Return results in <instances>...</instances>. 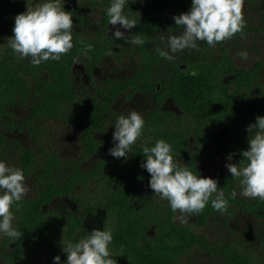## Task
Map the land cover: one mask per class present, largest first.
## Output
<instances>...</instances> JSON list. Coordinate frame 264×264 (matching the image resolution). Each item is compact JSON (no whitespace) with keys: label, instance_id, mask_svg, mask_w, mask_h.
I'll return each instance as SVG.
<instances>
[{"label":"trees","instance_id":"trees-1","mask_svg":"<svg viewBox=\"0 0 264 264\" xmlns=\"http://www.w3.org/2000/svg\"><path fill=\"white\" fill-rule=\"evenodd\" d=\"M255 1L258 0H245ZM110 4L111 0L99 3L102 16L95 35L72 31L73 48L59 61L48 60L33 66L30 58L18 59L8 45L0 54V116H13L18 103L27 104L31 115L37 119L61 120L80 127L83 146V157L65 159L42 144L37 128L32 129L36 137L34 146L21 145L20 140L9 139L0 129V144L9 141L16 146L13 166L22 169L25 178L32 177L38 184L35 193L25 196L19 207L13 205V227L22 235L13 241L0 234V254L6 264H31L27 254L40 250L48 255V264H54L53 257L57 255L60 264H66L62 244L79 242L90 234L83 218L93 206L86 205L81 213H65L45 209V205L56 196H69L74 202L82 203V190H86L92 180L101 181L106 177L95 204L111 219L109 229L113 241L109 249L113 258H119L117 264L175 263L184 252L196 248L216 253L223 264H264V254L258 255L234 240L216 241L204 231L210 220L222 216L227 224L237 210L264 219V201L240 195L238 180L215 164L219 153L233 154L238 163L242 159L241 151L248 148L247 126L254 123L257 116H264V61L250 68L240 67L234 63L225 42L215 48L203 42L201 60L192 71L184 72L178 65L165 83L163 79L153 82L154 66L169 61L157 52L160 48L157 31L170 23L169 18L185 8L190 9L191 0H143V3L129 0L123 14L137 20L138 24L125 38L130 40L132 35H140L145 40V44L136 45L138 67L134 78H108L102 85L94 84V91L79 90L74 78L75 64L81 62L92 81L95 68L112 51L110 44L114 37L108 32L106 15ZM20 12H11L7 17L11 34L14 17ZM249 30L246 24L243 34ZM81 41L93 45L87 54ZM157 83L162 86V95L170 96L183 114L164 113L159 109L148 111L143 117L141 135L147 138L146 142L141 145L138 138L127 159L113 157L108 150L115 143L107 132V125L129 113L117 112L112 102L126 87L154 91L158 89ZM219 128H227L232 141L224 145L217 143L211 149L203 147L201 142L211 139ZM159 139L172 146L177 165L187 167L194 174L200 176V159L214 162L218 191L222 190L228 199L225 213L215 211L210 201L199 214L187 217L173 213L169 203L152 192L148 186L150 174L140 165L145 159L143 147H152ZM96 152V164L83 167L84 158ZM124 163L132 166L129 171L120 173L118 165ZM106 170L110 174L105 175ZM232 191L237 192L235 199L230 196Z\"/></svg>","mask_w":264,"mask_h":264},{"label":"clouds","instance_id":"clouds-1","mask_svg":"<svg viewBox=\"0 0 264 264\" xmlns=\"http://www.w3.org/2000/svg\"><path fill=\"white\" fill-rule=\"evenodd\" d=\"M140 2L143 3V0ZM128 3L129 0H111L106 9L108 24L112 26L111 35L115 40L125 37L121 29L130 31L138 24L137 20L123 14ZM244 3L245 0H191L187 12L173 16L177 29L182 31L160 34L159 56L172 61L185 52H198L202 42L215 48L218 43L229 41L237 34L243 36L246 26ZM25 4L26 10L14 17L8 47L18 59L30 58L33 66L48 60L59 61L73 48L71 33L74 22L71 14L61 6V0H25ZM130 43L143 45L145 40L140 35H132ZM81 44L85 54L93 48V45L84 44L83 41ZM237 55L242 60L248 58L244 50ZM144 124L142 115L137 111L119 116L112 133L115 144L108 150L109 154L127 159L131 146L142 135ZM246 131L249 134L248 148L241 151L242 159L238 163H231L233 154L230 153L225 167L231 177L238 180L240 195L264 201V116H257ZM142 154L145 159L140 167L150 174L149 188L169 203L173 213L199 214L209 201L215 211L221 214L227 211L228 199L222 190L218 191V181L194 174L187 167H179L169 143L159 139L154 146L143 147ZM176 155L178 157L179 153ZM28 191L23 170L0 161V234L13 241L19 239L22 233L13 227L15 216L12 207L14 204L19 207ZM230 196L235 199L237 192L232 191ZM112 241L111 229L93 228L79 242H64L62 251L66 254V264H117L109 249ZM53 261L60 264V256H54Z\"/></svg>","mask_w":264,"mask_h":264},{"label":"rangeland","instance_id":"rangeland-1","mask_svg":"<svg viewBox=\"0 0 264 264\" xmlns=\"http://www.w3.org/2000/svg\"><path fill=\"white\" fill-rule=\"evenodd\" d=\"M6 1V2H5ZM103 0H61V6L68 11L73 19L74 26L72 31H77L82 34L93 36L95 35L99 22L102 16V11L99 3ZM35 2V0H33ZM42 2V0H36ZM25 0H0V54L8 45V37H10L11 29L7 21V17L11 12L25 11ZM189 8H185L183 12H187ZM182 12V13H183ZM244 17L246 24L250 27L247 34H240L233 37L231 40L226 41V49L233 58L237 66L246 68L252 67L258 61H264V1L258 0L255 2L244 3ZM170 23H165L162 28L157 31V41L161 47L159 40L160 34L172 32L177 34L182 29H177L173 16L169 18ZM111 25L108 24V32L111 35ZM114 30V29H113ZM124 31L125 37L130 31ZM72 34V33H71ZM115 40L111 43L112 51L106 60L100 63L94 70L93 80L85 74V67L81 62H77L74 68V78L79 90L94 91L95 85H102L108 78L114 79H133L134 73L138 67L137 48L136 45L131 44L130 40L126 38ZM202 43L199 44V51L191 53H183L178 59L160 62L154 66L151 77L153 82L158 80H165L177 70L179 65L180 69L184 72H190L195 64L201 60L202 56ZM248 53L247 60H242L237 55L240 51ZM215 54V49L212 50ZM228 77H225L227 80ZM95 84V85H94ZM160 83H157V88L154 91L143 88H134L131 86L126 87L121 91L111 106L119 113H130L137 111L144 117L150 110L159 109L160 112H173L183 114V110L175 103L170 96H163L160 89ZM16 124V126H13ZM37 128L39 131V138L42 144L55 151L58 156L65 159H72L83 157V146L81 141V129L78 126L67 124L61 120L54 119H37L31 115L30 108L27 104L18 103L14 108V115L0 116V129L6 137L15 138L20 140L23 146H34L36 137L32 133V129ZM115 130V123L107 125V132L111 140L112 133ZM99 138L102 137L101 133H97ZM141 145L146 142L147 138L140 137ZM232 141V134L227 128H219L215 130L211 139L203 140L201 142L203 147L208 149L214 148L217 143L227 144ZM16 146L7 141L5 144H0V161H4L7 165L13 166L15 164ZM227 153H219L215 157V164L228 171L225 167L227 160ZM98 153H94L84 158L82 162L83 167H90L96 164ZM231 163H236L234 158ZM200 176L217 178L214 162L208 159H200L199 162ZM130 164L118 165L120 173L129 171ZM110 174L109 170L105 171V175ZM107 180H92L86 190L80 193L83 198L82 203L74 202L69 196H56L45 209H55L65 213H81L85 210L86 205L92 204L93 208L86 211L83 218L84 226L91 232L93 228L101 230H108L111 228V219L107 212L100 206L95 204V200L101 194V185ZM25 185L29 189L26 196H31L35 193L38 184L34 178H25ZM94 204V205H93ZM185 215V214H184ZM187 217L188 214H186ZM204 231L209 237L216 241H223L226 239L234 240L248 246L258 254H264V219L250 215L243 210H237L233 217L229 218L228 223H225V217L218 218L217 220H210L206 225ZM50 256V255H49ZM182 256V257H181ZM181 260L175 263L168 264H223L220 257L216 253L209 250H202L199 248L191 249L189 252H184L181 255ZM114 257V256H113ZM48 255L36 250L27 254V261L31 264H41L45 262L48 264ZM116 261L119 258H114ZM180 259V258H179ZM0 264H6L5 257L0 254Z\"/></svg>","mask_w":264,"mask_h":264}]
</instances>
